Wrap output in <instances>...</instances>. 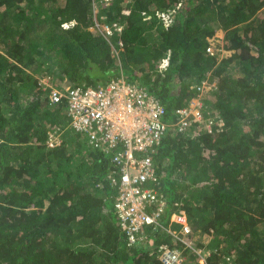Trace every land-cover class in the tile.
<instances>
[{
    "label": "trees",
    "instance_id": "16d2710c",
    "mask_svg": "<svg viewBox=\"0 0 264 264\" xmlns=\"http://www.w3.org/2000/svg\"><path fill=\"white\" fill-rule=\"evenodd\" d=\"M97 23L121 30L105 38ZM217 30L230 51L218 60ZM45 77L123 78L163 106L144 184L162 208L142 240L129 242L113 207L120 172L69 127ZM205 84L199 120L178 130L175 111ZM181 214L186 239L206 245L164 229L178 233ZM163 245L183 264H264V0H0V264H162Z\"/></svg>",
    "mask_w": 264,
    "mask_h": 264
},
{
    "label": "built area",
    "instance_id": "2783aa9c",
    "mask_svg": "<svg viewBox=\"0 0 264 264\" xmlns=\"http://www.w3.org/2000/svg\"><path fill=\"white\" fill-rule=\"evenodd\" d=\"M167 18L164 17L166 25ZM113 26L101 28L105 38H110L113 31L121 30L116 23ZM119 44L122 45L121 42ZM48 97L51 103L63 102L66 105L70 127L83 135L93 149L107 154L114 169L120 172V177L113 179L117 186L114 209L129 242L142 240L146 236L142 226L155 227L162 208L161 204L154 203V193L144 184L148 179L154 180L152 161L145 152L152 151L159 144L165 130L166 124L161 121L163 106L144 87L126 83L123 78L112 79L106 85L96 87L62 84L58 88L51 87ZM192 104L188 109L175 111L180 130L190 123L189 114L195 119L200 118L199 112L192 110ZM172 220L181 225L180 233L189 232L184 215H174ZM182 241L190 246L187 241ZM205 254L201 253L200 261ZM158 259L162 264L184 262L178 249L166 245L158 249Z\"/></svg>",
    "mask_w": 264,
    "mask_h": 264
},
{
    "label": "rangeland",
    "instance_id": "374dc122",
    "mask_svg": "<svg viewBox=\"0 0 264 264\" xmlns=\"http://www.w3.org/2000/svg\"><path fill=\"white\" fill-rule=\"evenodd\" d=\"M95 11H96V9H95ZM89 29L91 31H93V32L97 31L95 29V27H93V26H90ZM222 36H223L222 31L221 30H217L215 32L214 36L212 38L208 39L211 48H213L217 52V60L219 58H221V57L229 55V53H230V51L224 50L223 47H221V38H222ZM46 79L47 78L45 77L44 80H46ZM62 83H65V81L62 82ZM203 88L204 89L203 90L201 89L200 94L197 97L193 98V99H195L194 100L195 102L193 101L194 103L192 105H195V107H198L197 104H200V98H202L204 96V94L206 93L205 91L209 89V86L205 84L203 86ZM53 139L54 140H56V139L59 140L60 138L57 135V136H54ZM49 142L52 143V141H49ZM54 143H56V142L54 141ZM183 239L186 240L185 237H183ZM209 239H210V236H208L206 234H199V233L194 234V237L192 238L194 244L199 242V243H202V244H205V245L209 242ZM203 261H204V259H202L200 261V263L203 262Z\"/></svg>",
    "mask_w": 264,
    "mask_h": 264
},
{
    "label": "clouds",
    "instance_id": "9594fccd",
    "mask_svg": "<svg viewBox=\"0 0 264 264\" xmlns=\"http://www.w3.org/2000/svg\"><path fill=\"white\" fill-rule=\"evenodd\" d=\"M166 63H167V58L165 57L164 59H162V61H161L159 67L162 68L163 66L166 65ZM40 82H41V83L44 85V87L48 90V92H47L48 94H49V89H50L51 87L58 88V87H61L62 84H64V85H69V84H67V83H62V84L59 85V86H54V85L49 84L48 79L44 80V78H41V79H40ZM40 82H39V83H40ZM142 87H143V86H142ZM144 88H145V87H144ZM47 96H48V95H47ZM196 97H197V96H196ZM48 99H49V97H48ZM194 100H195V99H191V100H190L185 106L180 107V108H177V109H182V108H186V109H188V108L190 107V104L195 102ZM193 101H194V102H193ZM197 106H198V107H195V105H193L192 110H197V111L199 112L200 104H197ZM199 114H200V113H199ZM190 116H192V120L195 119L194 116H193L192 114H189V115H188V121H189L190 123L188 124V126H187L185 129H188V127L191 125L192 120L189 118ZM176 118H177V121H176L175 125H176L177 129L180 130V129H179V125H178L179 117H176ZM195 120H199V119H195ZM68 123H69V118H68ZM166 125H167V124H166ZM69 127H70V125H69ZM166 127H167V126H166ZM166 127H165V128H166ZM70 128H71V127H70ZM71 129H72V128H71ZM185 129H182V130H180V131H184ZM72 130H73V129H72ZM73 131H74V130H73ZM74 132H75V131H74ZM75 133H77V132H75ZM53 137H54V136L50 135V136H49V139H48V145L51 146V147H53V146L59 144V142H60V139L57 140V139H58V138H57L56 140H54ZM49 141H52L53 144H52L51 142H49ZM54 141H55L56 143H54ZM159 144H160V142H159ZM159 144H158V145H159ZM158 145H157V146H158ZM157 146L154 147L153 150H155V149L157 148ZM153 150H152V151H153ZM149 152H151V151H147V152H145V153L148 155ZM148 156H149V155H148ZM108 157H109V156H108ZM150 159H151V158H150ZM109 164L112 165V164L110 163V161H109ZM113 201H114V200H113ZM113 207H114V205H113ZM115 212H116V211H115ZM148 227L152 228L151 225H150V226H147V228H148ZM155 227H157V226H155ZM158 227H159V228L161 227V229H162L163 226L161 225V226H158ZM153 228H154V227H153ZM180 228H181V226H180ZM180 228L178 229V233H175V232H174V229L170 228L169 226L164 227V229H165L166 231H167V229H168V230H169V231H168L169 233L173 232V233H175V234L177 235V237H178L180 234H182V233H180ZM189 232H190V231H189ZM171 234H172V233H171ZM185 234H186V233L182 234V236H181L180 238H179V237H178V238H179L180 240H185V239H183V237H185V236H184ZM145 235H146V234H145ZM172 235H173V234H172ZM145 237H146V236H145ZM173 237H175V236L173 235ZM185 238H186V237H185ZM185 241H187V242L190 244V246H193V245H192V243H193L192 240H187V239H186ZM198 250H199V249H198ZM199 251H201V250H199ZM204 252H206V254L208 253L207 251H203L202 253H204ZM206 254H205V255H206ZM159 261H160V260H159ZM160 263H161V262H160Z\"/></svg>",
    "mask_w": 264,
    "mask_h": 264
},
{
    "label": "crops",
    "instance_id": "0c3cea01",
    "mask_svg": "<svg viewBox=\"0 0 264 264\" xmlns=\"http://www.w3.org/2000/svg\"><path fill=\"white\" fill-rule=\"evenodd\" d=\"M104 25H102V24H95V25H93V27H95V29L98 31H95L94 33H102L100 30H101V28L103 27ZM103 34V33H102ZM105 37V36H104Z\"/></svg>",
    "mask_w": 264,
    "mask_h": 264
}]
</instances>
